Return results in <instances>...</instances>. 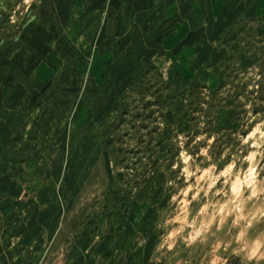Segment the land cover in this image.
<instances>
[{"label":"rangeland","instance_id":"rangeland-1","mask_svg":"<svg viewBox=\"0 0 264 264\" xmlns=\"http://www.w3.org/2000/svg\"><path fill=\"white\" fill-rule=\"evenodd\" d=\"M244 1L0 0V264H264V112L214 70Z\"/></svg>","mask_w":264,"mask_h":264},{"label":"trees","instance_id":"trees-1","mask_svg":"<svg viewBox=\"0 0 264 264\" xmlns=\"http://www.w3.org/2000/svg\"><path fill=\"white\" fill-rule=\"evenodd\" d=\"M225 43L229 47V58L221 60L220 64L224 65V68L214 66V70L219 78L217 91L226 87L228 83L227 79L232 78V72L236 73L234 76L236 80H238L237 78H240V76L250 78L249 75H254L253 77L251 76L248 82L240 80L235 95L237 97H243L245 94H248L246 98L248 100L251 98L250 102L254 105L253 112L255 114L264 112V16L258 19H245ZM243 53L245 54L243 55ZM235 64L236 66H234ZM231 66H233L234 69L229 70ZM228 72L230 73L228 74ZM141 82V80H135L129 83L130 85L128 86H133L134 84L137 86L141 84ZM162 82L165 89L172 90L173 93H169L166 98L161 99L162 101L159 100V102L165 109L173 113V118L168 121L165 120L166 128L163 131L160 128L151 131V135L154 137L155 134L160 133L159 139L156 140L153 137L150 139L147 151L151 153L155 151H160V153L165 151L166 153L167 151L170 152L171 148L169 146V141L174 137L173 134L176 133V129L174 128L175 123L179 126L183 121L190 122L194 119L191 118V112L190 110L187 111L186 107H193L195 103L184 105L182 100L187 101L186 97L188 96L194 97L196 91L189 88L190 86H196L195 88L201 87L189 78H181L179 80L170 78L168 81L162 80ZM123 105L126 106V103ZM233 106L237 107V105L234 104ZM116 107L118 109L119 105ZM126 114L127 112L124 110L122 116ZM237 116H239V111L237 112ZM164 117L166 118V115H163V118ZM165 131H170L167 138H163ZM182 131L184 132V129H182L181 132ZM154 142H156V144L152 147ZM155 148L159 150L157 151Z\"/></svg>","mask_w":264,"mask_h":264},{"label":"crops","instance_id":"crops-1","mask_svg":"<svg viewBox=\"0 0 264 264\" xmlns=\"http://www.w3.org/2000/svg\"><path fill=\"white\" fill-rule=\"evenodd\" d=\"M240 13L243 18L258 19L264 16V0H245Z\"/></svg>","mask_w":264,"mask_h":264}]
</instances>
